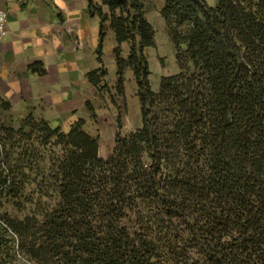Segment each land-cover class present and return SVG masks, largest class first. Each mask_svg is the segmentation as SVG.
Masks as SVG:
<instances>
[{"label": "trees", "instance_id": "1", "mask_svg": "<svg viewBox=\"0 0 264 264\" xmlns=\"http://www.w3.org/2000/svg\"><path fill=\"white\" fill-rule=\"evenodd\" d=\"M86 1L100 19L88 81L110 91L111 29L115 89L130 69L141 125L123 136L119 115L104 158L85 119L7 125L0 97V264H264V0H165L179 72L157 92L145 0Z\"/></svg>", "mask_w": 264, "mask_h": 264}, {"label": "crops", "instance_id": "2", "mask_svg": "<svg viewBox=\"0 0 264 264\" xmlns=\"http://www.w3.org/2000/svg\"><path fill=\"white\" fill-rule=\"evenodd\" d=\"M0 8L8 13L7 35L0 47V97L11 103L13 119L33 110L37 118L65 131L77 119L87 120L86 103L96 95L87 74L100 67L96 54L100 19L89 14L88 2L0 0ZM107 39L104 60L108 53L114 63L111 29ZM35 63L41 64L37 68L44 74L30 68Z\"/></svg>", "mask_w": 264, "mask_h": 264}, {"label": "rangeland", "instance_id": "3", "mask_svg": "<svg viewBox=\"0 0 264 264\" xmlns=\"http://www.w3.org/2000/svg\"><path fill=\"white\" fill-rule=\"evenodd\" d=\"M207 2L211 6L215 5V0H207ZM145 4L147 9L146 18L155 31V45L147 47L145 54L148 57L151 72L149 76L150 84L152 90L157 92L161 79L164 76L177 74L179 67L176 60L175 43L160 13L165 0H145ZM105 44L109 46L110 42L108 39ZM123 49L124 55L127 56L128 45L124 44ZM104 64L109 72L106 80L110 86V91L103 94H97L96 92L95 97L88 100L94 107L96 118L93 119L87 110L88 118L87 120L85 119L84 129L89 134L100 137V155L106 158L114 144L117 117L121 115L122 118L121 135L127 136L141 125V113L133 72L127 69L125 74V93L123 96H118L115 89L117 67L115 62L110 61L108 53H106ZM3 116L7 125L15 120L11 115V111L4 113Z\"/></svg>", "mask_w": 264, "mask_h": 264}, {"label": "built area", "instance_id": "4", "mask_svg": "<svg viewBox=\"0 0 264 264\" xmlns=\"http://www.w3.org/2000/svg\"><path fill=\"white\" fill-rule=\"evenodd\" d=\"M7 21H8L7 11L0 8V47L7 35Z\"/></svg>", "mask_w": 264, "mask_h": 264}]
</instances>
